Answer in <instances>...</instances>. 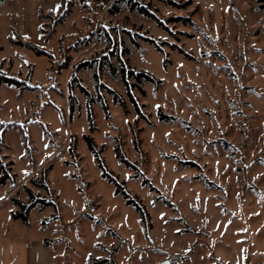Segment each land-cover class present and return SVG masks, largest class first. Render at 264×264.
Listing matches in <instances>:
<instances>
[{
	"label": "rangeland",
	"instance_id": "1",
	"mask_svg": "<svg viewBox=\"0 0 264 264\" xmlns=\"http://www.w3.org/2000/svg\"><path fill=\"white\" fill-rule=\"evenodd\" d=\"M175 1L0 0V184L64 264H264V0ZM121 59L159 80L130 76L138 108Z\"/></svg>",
	"mask_w": 264,
	"mask_h": 264
},
{
	"label": "trees",
	"instance_id": "2",
	"mask_svg": "<svg viewBox=\"0 0 264 264\" xmlns=\"http://www.w3.org/2000/svg\"><path fill=\"white\" fill-rule=\"evenodd\" d=\"M117 1L119 2V1H122V0H117ZM162 1H165L167 4H172V5H176V6L177 5H181L180 3L178 4L175 0H162ZM258 1L261 2L263 0H258ZM186 3H189V2H186ZM62 7H63V0H59V5H58V9H57V12L59 13V15L57 16L56 24L57 23L58 24L63 23L67 19V17L69 16V14H70V9H71L70 7L67 6V7L64 8L63 11H61ZM130 7H131L132 10H137L138 12H140L143 15H146L148 17H152V18L157 19L156 16L145 5L139 4L138 2L134 1V2H130ZM261 8H264V3H261ZM38 14H39V16L42 19H44V17H46L48 15H53V12L52 11H48L46 14H44L43 10L39 9ZM149 40L152 43H155L154 39L149 38ZM84 44H86V43H84ZM30 48H33V47L31 46ZM79 48L80 47L76 46L74 48V50H79ZM34 49H36V51H37L36 53H38V54H45L46 53L44 50L37 49V47H35V46H34ZM104 57H107V56H104ZM96 60H97V58H93V59H90V60H86V61L80 62L77 65H75V70L83 68V67H92L93 63ZM120 61L122 62V67L120 69L122 79H123V81H124V83H125V85H126V87L128 89V92H129V95L131 96V99L133 100V102L136 104V106L138 108V104H137L135 98L133 97V94H132L131 89H130V86L132 84L136 85L137 83L136 82L130 83L129 82L130 76H133L138 83L142 82L143 80H146V81H149V82H153V83H157V82H159V80H156V78L153 75H151L149 72L136 71V70L130 68L126 64V62L124 60L121 59ZM108 63L110 65V68L112 70L113 75H116V73H117L116 67L113 65V63L111 61H109ZM96 76H97V74H96ZM78 80H79V78L74 75L73 79L71 81H69V83H68V87H69V90H70V92H69V99H70V101H69V115H70V117H72L73 111L75 109V95L72 93L73 81H78ZM2 83H6L8 85H14V86H17V87H20L21 85H23V83L20 80H18L17 78H14L12 76H8L6 74H0V84H2ZM78 85H79V87L81 88V90L84 93L89 94L88 90L83 85H81L80 82H79ZM109 91L111 93H113L114 99L116 101H119L120 104L123 106V108L127 111L126 102L123 100V98L120 97L119 93H117L116 91H114L112 89H109ZM159 114H160L161 119H171V118H173V116L166 115V114H164L161 111H160ZM89 118H90L91 124H93V120H92L91 114H89ZM84 137H85V139H86V141L88 143V146H89L90 150L97 155L96 144L94 143L93 139L87 134L84 135ZM115 149H116L115 151H116L117 157L121 160V162L131 165L129 160L127 158H125V156L123 155V152L120 149V147L116 146ZM97 162H98L99 167L102 170V175L104 177L108 178L110 182H114L115 183V185H116L115 192L123 194L124 198L126 199V202L128 204H133L135 206L137 212L141 215L142 219L145 220L146 213H145V210H144L143 206L138 201H136L134 198H132L130 196V194L123 188V185L120 182H118L117 178L113 177L105 169L103 162L101 161V159L98 156H97ZM181 163H183V164H191V165H194V166L197 165L195 162H192L190 160H183V161H181ZM40 177H43V176H40ZM26 189L29 192L30 197L33 196V192L29 188H26ZM40 201H41L40 199L39 200L35 199V200H32V201L26 203V202H21L19 200H16V203L19 205L20 210L14 211L13 212V217L15 219H22L25 224H28V218H29L30 210L32 208H34L38 204V202H40ZM43 203H44V205L49 204L48 201H44ZM106 261H107V259L102 258V259H100L97 262L105 263Z\"/></svg>",
	"mask_w": 264,
	"mask_h": 264
},
{
	"label": "crops",
	"instance_id": "3",
	"mask_svg": "<svg viewBox=\"0 0 264 264\" xmlns=\"http://www.w3.org/2000/svg\"><path fill=\"white\" fill-rule=\"evenodd\" d=\"M10 190L0 184V210L9 201L17 205L12 194L7 193ZM14 211L0 213V264H64L45 236H34L27 227L18 226L19 219L13 217Z\"/></svg>",
	"mask_w": 264,
	"mask_h": 264
}]
</instances>
